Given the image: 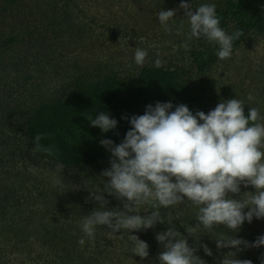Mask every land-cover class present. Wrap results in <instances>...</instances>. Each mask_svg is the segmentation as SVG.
<instances>
[{"label": "rangeland", "instance_id": "rangeland-1", "mask_svg": "<svg viewBox=\"0 0 264 264\" xmlns=\"http://www.w3.org/2000/svg\"><path fill=\"white\" fill-rule=\"evenodd\" d=\"M182 2L191 4L193 11L201 4L216 8L225 4V0H0V159L9 163L17 157L20 163L22 158L38 155L28 139L26 119L40 105L65 100L79 84L88 86L106 77L133 80L143 69L155 68L156 59L162 62L159 68L175 71L180 82L204 95L206 114L222 100L238 98L245 101L246 114L250 107H257L264 116V33H248L233 46L230 58L220 60L218 44L204 37L188 40L189 24L179 7ZM172 9L177 16L169 22L172 31L168 32L157 13ZM234 25L229 23L225 31L233 33ZM186 41L187 48L182 46ZM136 48L148 52L142 67L134 61ZM249 94L253 101L247 100ZM110 159L107 152L99 162L78 172L58 171L56 163L41 158H32L23 166L30 167L34 193H46L43 197L49 203L82 197L92 211L98 204L89 199L90 191L102 190L105 178L101 173L110 167ZM246 191L255 189L242 185L241 192ZM105 199L107 207L123 208L116 197L106 194ZM185 206L160 211L163 216L169 211L175 217L183 216V226H195L198 209ZM34 212L37 220L46 219L43 210ZM79 213L70 218L73 228H81L83 217L91 212ZM246 224L241 236L264 235L262 219L253 218ZM10 230L6 221L0 222V264H31ZM32 231L21 240L36 242ZM144 231L150 234L148 229L132 233ZM222 234H229L222 225L201 230L199 241L214 242L213 237ZM237 234L233 235L238 238ZM141 240L150 241L146 236ZM227 252L216 251L215 257L221 260ZM247 254L254 264H262L264 254Z\"/></svg>", "mask_w": 264, "mask_h": 264}, {"label": "clouds", "instance_id": "clouds-1", "mask_svg": "<svg viewBox=\"0 0 264 264\" xmlns=\"http://www.w3.org/2000/svg\"><path fill=\"white\" fill-rule=\"evenodd\" d=\"M179 7L189 24L188 40L204 37L219 45L216 54L220 60L232 56L234 42L244 33L226 32L215 4H201L195 11L187 2ZM176 16L175 9L157 13L159 23L168 32L172 31L169 22ZM182 46L187 48L189 44L186 41ZM147 56L146 50L136 48L135 64L142 67ZM161 64L160 59L155 60V67ZM247 100H254L252 94ZM245 105L238 98L222 100L206 114L199 110L193 113L183 103L174 108L171 102H157L155 106L147 105L142 115L124 117L131 127L122 142L100 141L111 154L110 167L101 173L105 178L102 190L90 191L89 199L99 207L83 217L84 236L94 239L98 226H106L114 239H124L127 233L134 256L147 259L149 245L131 233L165 224V219L167 225L171 224L175 218L172 212L165 218L160 209L191 205L198 209L197 223L185 228L188 236L170 226L166 232L157 233L156 240L163 245L157 257L159 264H206L188 238L195 237L199 242L201 230L220 225L230 231L213 237L216 247L233 251L223 255L219 264H252L251 260L238 258V254L242 246H264V235L254 243L230 235L238 233L246 221L264 219V116L257 107H250L246 114ZM87 118L104 134L118 126V121L106 112ZM42 139V135H35V150L52 155L55 146L41 145ZM63 168V164H57L58 171ZM242 185L255 191L242 193ZM106 194L122 201L123 208L109 209ZM121 230L124 234L117 236ZM78 243L83 245L84 238ZM200 246L206 255H213L208 245Z\"/></svg>", "mask_w": 264, "mask_h": 264}, {"label": "trees", "instance_id": "trees-1", "mask_svg": "<svg viewBox=\"0 0 264 264\" xmlns=\"http://www.w3.org/2000/svg\"><path fill=\"white\" fill-rule=\"evenodd\" d=\"M216 11L224 30L232 22L235 24L233 32L241 30L244 33L233 46L243 41L250 32L264 33V0H225V4L217 7ZM157 102H171L174 108L183 103L193 113L198 110L205 112L206 108L204 95L180 82L175 71L155 67L143 69L138 77L129 81L106 77L88 86L79 84L65 100L42 104L26 119L27 136L34 149V137L40 134L43 137L41 145L55 146L54 152L48 155L43 151H36L38 155L22 158L20 163L16 161L17 157L9 163L0 159V222L6 221L11 226L9 232L15 233L20 240L19 246L23 247L31 264H159L157 257L163 251V245L156 240L157 233L166 232L170 226L188 236L185 230L188 226H183L185 219L181 215L174 216L169 225L167 219L165 224L157 223L154 228L148 229L150 234L145 231L141 235L136 234L140 239L146 236L150 240L147 259L134 256L131 250L133 245L128 241L127 233L124 239H114L106 226H98L95 238L89 239L84 236L81 228L71 226L70 218L75 219L77 211L81 216L84 211L90 213L99 205L88 211L89 205L85 204L82 197H68L67 202L60 198L58 204L49 203L46 201L47 197H43L46 193H34V186L29 183L32 177L30 167L28 164L23 166L32 158H41L63 164L64 168L73 171L85 170L89 165L99 162L108 152L101 146V139H110L119 144L125 138L131 125L124 117L142 115L147 105L155 106ZM98 112L109 113L118 121L117 128L104 134L99 128L92 127L87 116H95ZM34 210H43L46 219L37 220ZM246 227L248 224L245 222L236 234L239 235L238 238L254 243L257 238L241 236ZM32 230L35 235L32 239L37 237V241H22L25 237L29 238L27 234L33 233ZM123 234V230L116 233L117 236ZM233 234L235 233H230ZM82 237L89 241L80 245L78 240ZM188 239L189 245L198 249L196 254L206 264H219L220 259L215 257L216 251H233L217 249L215 241H207L210 239L199 242L194 237ZM203 244L212 250V256L205 254L200 246ZM247 253L262 256L264 246H242L238 258L249 260Z\"/></svg>", "mask_w": 264, "mask_h": 264}]
</instances>
